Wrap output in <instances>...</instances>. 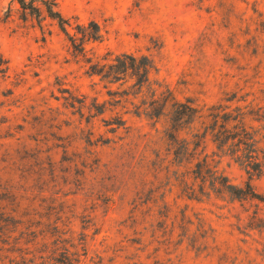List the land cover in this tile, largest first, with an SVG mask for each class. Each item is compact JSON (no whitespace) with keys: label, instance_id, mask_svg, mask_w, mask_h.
I'll return each mask as SVG.
<instances>
[{"label":"rangeland","instance_id":"374dc122","mask_svg":"<svg viewBox=\"0 0 264 264\" xmlns=\"http://www.w3.org/2000/svg\"><path fill=\"white\" fill-rule=\"evenodd\" d=\"M56 1L78 43L98 24L84 55L0 0V264H264V201L223 187L264 197V0ZM122 54L152 60L141 89L91 74Z\"/></svg>","mask_w":264,"mask_h":264},{"label":"trees","instance_id":"16d2710c","mask_svg":"<svg viewBox=\"0 0 264 264\" xmlns=\"http://www.w3.org/2000/svg\"><path fill=\"white\" fill-rule=\"evenodd\" d=\"M22 9L23 17L34 16L37 15L38 17L41 16L43 12H45L46 16L51 18L52 20L57 21L58 26L62 31H64L68 36L70 41L72 42L73 48L75 53L83 54L85 53L84 43L90 40H97L99 38V26L96 22H90L88 26H77L78 33L81 34L80 42H77V38L75 35H70L67 30V26L70 25L68 19L64 18L61 11L59 10L58 4L56 0H30L27 2L26 0H16ZM37 4V5H36ZM40 5H43L41 8ZM95 67V68H94ZM154 68L152 60L148 56H135L133 54H122L118 56L115 60V63L104 72L105 66H99V64H95L91 66V74L102 75L103 77H109V75H113V80L119 81L122 78V75H127L128 72H131V75L137 78V85L141 89L143 85H145L149 81V74L151 70ZM101 69V70H100ZM156 101V100H155ZM154 101V102H155ZM190 100L188 103H180L175 102L173 104L174 112L177 114L186 117H194L199 112L197 107H194L190 104ZM147 114V112H146ZM162 112H149L148 115L151 118H158L162 115ZM211 117V123L206 127V132L208 130L214 134L216 140L223 138L235 139L236 143L234 144L235 147L233 149H240L243 148H253L255 149V144L257 141L255 140L254 136L251 133H248L244 128L242 122H238L236 125V129L232 131L229 127H227V121L230 119L229 114H223L224 117L223 124L221 125L222 131L216 133V127L218 123L219 114L216 112L215 108L212 109V112L208 114ZM257 151V150H256ZM255 151V152H256ZM247 165L251 167L254 172L261 171V162L258 161L257 156L250 157L249 160L245 161ZM203 165V163L200 162ZM256 167V168H255ZM226 179V178H225ZM225 190H228L233 196L236 197H247L252 195L261 201H264V197L260 194L256 193L251 184L247 183L246 188H239L232 184L225 183L223 184Z\"/></svg>","mask_w":264,"mask_h":264}]
</instances>
